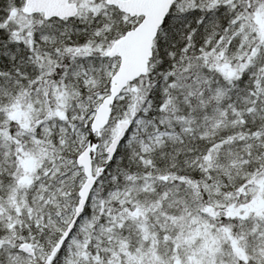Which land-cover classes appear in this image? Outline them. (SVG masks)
I'll list each match as a JSON object with an SVG mask.
<instances>
[{"label":"snow or ice","instance_id":"obj_1","mask_svg":"<svg viewBox=\"0 0 264 264\" xmlns=\"http://www.w3.org/2000/svg\"><path fill=\"white\" fill-rule=\"evenodd\" d=\"M0 264H264V0H0Z\"/></svg>","mask_w":264,"mask_h":264}]
</instances>
